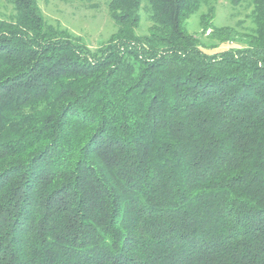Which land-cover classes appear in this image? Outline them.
<instances>
[{"label": "trees", "instance_id": "trees-1", "mask_svg": "<svg viewBox=\"0 0 264 264\" xmlns=\"http://www.w3.org/2000/svg\"><path fill=\"white\" fill-rule=\"evenodd\" d=\"M217 1L110 0L95 49L3 2L0 264H264V0Z\"/></svg>", "mask_w": 264, "mask_h": 264}, {"label": "rangeland", "instance_id": "rangeland-1", "mask_svg": "<svg viewBox=\"0 0 264 264\" xmlns=\"http://www.w3.org/2000/svg\"><path fill=\"white\" fill-rule=\"evenodd\" d=\"M5 0H0V15L6 18L13 11L11 6L4 7ZM110 0H95L96 7H91L87 3L77 0H37V5L43 19L51 25H58L65 29L72 36L78 37L91 49L97 48L109 40L111 35L117 31V25L112 20L108 9ZM229 2V1H228ZM215 24L216 25H234L236 21H242L243 26L250 29L252 24L247 17L250 8L242 10L234 18L230 16L231 8L227 7V0H218L215 3ZM147 4L142 1L140 4V19L135 32L137 35H146L149 32L150 22L148 20ZM205 7L194 13L187 21V30L192 34H199L201 27L199 16L205 12ZM2 18V17H1ZM244 31V30H242ZM207 31L202 37L206 39ZM209 52V51H208Z\"/></svg>", "mask_w": 264, "mask_h": 264}]
</instances>
